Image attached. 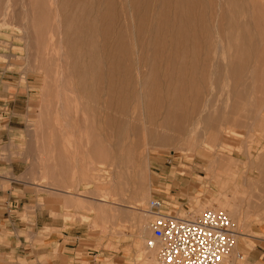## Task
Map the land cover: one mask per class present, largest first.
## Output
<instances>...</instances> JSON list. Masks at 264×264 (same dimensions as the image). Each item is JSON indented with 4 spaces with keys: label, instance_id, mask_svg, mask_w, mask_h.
<instances>
[{
    "label": "rangeland",
    "instance_id": "rangeland-1",
    "mask_svg": "<svg viewBox=\"0 0 264 264\" xmlns=\"http://www.w3.org/2000/svg\"><path fill=\"white\" fill-rule=\"evenodd\" d=\"M0 84L20 95L0 171L59 197L68 226L156 264L158 200L264 249V0H0ZM215 154L233 161L216 182Z\"/></svg>",
    "mask_w": 264,
    "mask_h": 264
},
{
    "label": "crops",
    "instance_id": "crops-1",
    "mask_svg": "<svg viewBox=\"0 0 264 264\" xmlns=\"http://www.w3.org/2000/svg\"><path fill=\"white\" fill-rule=\"evenodd\" d=\"M19 96L12 94L8 102H0V116H10L3 110L15 111ZM18 131L17 125H0V144ZM18 176L0 171V264H136L121 249L115 251L114 242L93 239L68 226L61 199L50 192L40 195L34 187L16 180ZM226 263L264 264V249L249 248L240 237Z\"/></svg>",
    "mask_w": 264,
    "mask_h": 264
},
{
    "label": "built area",
    "instance_id": "built-area-1",
    "mask_svg": "<svg viewBox=\"0 0 264 264\" xmlns=\"http://www.w3.org/2000/svg\"><path fill=\"white\" fill-rule=\"evenodd\" d=\"M148 212L152 240L148 250H157L156 264H223L234 252L237 234L223 212L205 211L195 218L164 211L152 200Z\"/></svg>",
    "mask_w": 264,
    "mask_h": 264
},
{
    "label": "bare ground",
    "instance_id": "bare-ground-1",
    "mask_svg": "<svg viewBox=\"0 0 264 264\" xmlns=\"http://www.w3.org/2000/svg\"><path fill=\"white\" fill-rule=\"evenodd\" d=\"M86 33V32H85ZM167 38V37H166ZM215 42V41H214ZM215 45V44H214ZM183 47V46H182ZM220 49H221V47H220ZM223 49V48H222ZM167 50V49H166ZM215 50H216V48H215ZM218 51V50H217ZM137 54V53H136ZM135 54V55H136ZM224 54V53H223ZM187 55V54H186ZM217 55H218V52H217ZM187 58V57H186ZM137 60V59H136ZM142 61V60H141ZM213 63V62H212ZM211 65H213V64H211ZM198 72V71H197ZM160 77V76H159ZM113 81V80H112ZM140 85V84H139ZM171 90V89H170ZM195 91V90H194ZM194 97L196 96V95H193ZM207 98V97H206ZM205 98V99H206ZM194 99V98H193ZM196 99V98H195ZM229 101V100H228ZM204 102V101H203ZM207 104V103H206ZM203 105H205L204 103H203ZM165 106V105H164ZM205 107L207 108V106L205 105ZM262 108V107H261ZM206 110V109H205ZM259 111H260V108H259ZM262 111V110H261ZM205 113V112H204ZM203 113V114H204ZM202 114V115H203ZM198 116V115H197ZM184 118V117H183ZM201 118V117H200ZM185 119H186V117H185ZM261 119V118H260ZM183 120V119H182ZM262 120V119H261ZM194 121V120H193ZM185 122V121H184ZM239 122H240V120H239ZM194 123V122H193ZM192 123V124H193ZM200 123V122H199ZM246 123V122H245ZM244 123V124H245ZM246 125V124H245ZM182 127V126H181ZM180 130V129H179ZM181 132V131H180ZM207 132V131H206ZM208 132H209V130H208ZM220 132V131H219ZM208 135H210L209 133H208ZM220 135H221V133H220ZM220 135H219V137H220ZM211 136V135H210ZM207 138H209L208 136L206 137V139L205 140H208ZM221 138H222V140H223V143H222V145L220 146V151L222 152V150L223 149H225L226 147H225V145H227L226 144V142L228 141V139H227V134H223L222 133V135H221ZM203 139H204V137H203ZM213 141H215V139L214 138H212L211 139V141L210 142H208V147H212L214 144H213ZM217 144H218V142H217ZM216 144V145H217ZM220 144V143H219ZM112 146V145H111ZM110 146V147H111ZM219 146V145H218ZM215 147L216 146H214L213 148H214V150H215ZM222 147V148H221ZM114 148V147H113ZM217 148H219V147H217ZM146 150V149H145ZM215 152V151H214ZM226 152V151H225ZM227 152H229V151H227ZM122 153H123V151H122ZM138 154V153H137ZM230 154H231V151H230ZM210 155H211V153H210ZM251 156V155H250ZM263 157V156H262ZM123 158V157H122ZM139 158H141V157H139ZM205 158L206 159H208V161L210 162L209 163V168H208V170H207V174L210 176L211 175V180L212 181H214V182H216V179L218 178V176L215 174V172H214V170L216 169H218V170H220V171H226V172H228V167H230L231 165H232V163H233V161L232 160H230V159H228V158H226V156H222V155H219V154H215V155H213V156H205ZM251 158V157H250ZM249 158V159H250ZM143 166V168L144 169H146L147 168V165L145 164V165H142ZM259 173V172H258ZM249 175H251V174H249ZM258 175V174H257ZM208 176V177H209ZM231 176V175H230ZM232 177V176H231ZM220 178V177H219ZM245 178V177H244ZM262 178V177H261ZM231 179V178H230ZM246 179V178H245ZM249 179V178H248ZM255 179V178H254ZM257 179H259V176H258V178ZM220 180V179H219ZM245 181V180H244ZM264 181V180H263ZM221 182V181H220ZM261 182V181H260ZM225 183V185H227L229 182H224ZM262 183H264V182H262ZM244 185H246V183H244ZM256 185H257V180H255L254 181V184L252 183L251 184V189H253V190H255L257 187H256ZM234 186H235V188H239L240 187V185H239V183L238 182H235L234 183ZM246 192V191H245ZM144 194H146V193H144ZM142 196V195H141ZM146 196V195H145ZM261 199V198H260ZM264 200V199H263ZM262 200V201H263ZM142 201V200H141ZM145 201V200H144ZM249 201L250 202H252V205L255 207L257 204H258V197H257V195H250V198H249ZM143 202V201H142ZM142 202H140V203H142ZM143 204H145V202L143 203ZM149 204V203H148ZM254 210V209H253ZM258 210V209H257ZM255 211V210H254ZM253 212V211H252ZM241 213V212H240ZM148 214H149V212H148ZM252 214H254V213H252ZM150 215V214H149ZM151 216V215H150ZM151 218H153L152 216H151ZM152 221V220H151ZM151 223V222H150ZM150 230V224H149V227H147L146 226V224H145V227H143V228H141V233H142V235H146V234H148V232H147V230ZM151 231V230H150ZM152 240V239H151ZM236 249V248H235ZM235 251V250H234Z\"/></svg>",
    "mask_w": 264,
    "mask_h": 264
}]
</instances>
